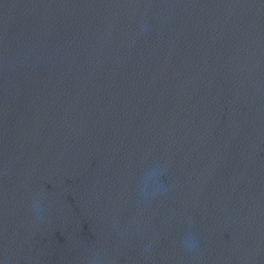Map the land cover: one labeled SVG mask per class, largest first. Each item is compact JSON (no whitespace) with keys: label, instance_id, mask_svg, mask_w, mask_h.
<instances>
[{"label":"water","instance_id":"water-1","mask_svg":"<svg viewBox=\"0 0 264 264\" xmlns=\"http://www.w3.org/2000/svg\"><path fill=\"white\" fill-rule=\"evenodd\" d=\"M0 264H264V0H0Z\"/></svg>","mask_w":264,"mask_h":264}]
</instances>
